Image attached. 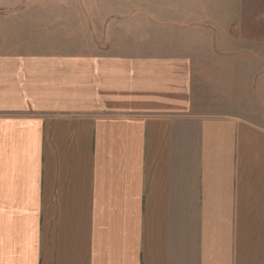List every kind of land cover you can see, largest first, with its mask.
<instances>
[{
  "label": "crops",
  "instance_id": "crops-1",
  "mask_svg": "<svg viewBox=\"0 0 264 264\" xmlns=\"http://www.w3.org/2000/svg\"><path fill=\"white\" fill-rule=\"evenodd\" d=\"M13 3L0 264H264V63L254 97L248 34L153 43L119 19Z\"/></svg>",
  "mask_w": 264,
  "mask_h": 264
},
{
  "label": "rangeland",
  "instance_id": "rangeland-1",
  "mask_svg": "<svg viewBox=\"0 0 264 264\" xmlns=\"http://www.w3.org/2000/svg\"><path fill=\"white\" fill-rule=\"evenodd\" d=\"M16 1V3H15ZM14 0L12 10L82 13L95 21L119 19L130 34L153 43H239L248 34L253 95L264 63V0ZM20 6V7H19ZM255 104V100L253 101Z\"/></svg>",
  "mask_w": 264,
  "mask_h": 264
}]
</instances>
